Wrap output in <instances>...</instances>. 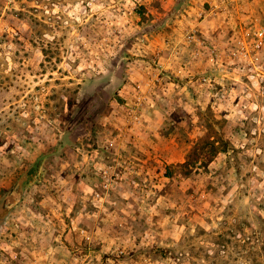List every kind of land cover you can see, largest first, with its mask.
Here are the masks:
<instances>
[{
  "label": "rangeland",
  "instance_id": "rangeland-1",
  "mask_svg": "<svg viewBox=\"0 0 264 264\" xmlns=\"http://www.w3.org/2000/svg\"><path fill=\"white\" fill-rule=\"evenodd\" d=\"M264 0H0V264H264Z\"/></svg>",
  "mask_w": 264,
  "mask_h": 264
},
{
  "label": "built area",
  "instance_id": "built-area-1",
  "mask_svg": "<svg viewBox=\"0 0 264 264\" xmlns=\"http://www.w3.org/2000/svg\"><path fill=\"white\" fill-rule=\"evenodd\" d=\"M263 35H264V30H261V31L259 32V36H260V37H263Z\"/></svg>",
  "mask_w": 264,
  "mask_h": 264
}]
</instances>
